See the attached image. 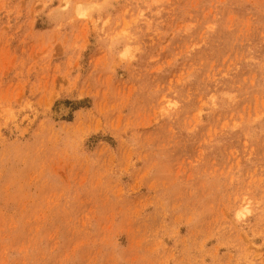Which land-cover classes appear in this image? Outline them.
<instances>
[{
  "label": "rangeland",
  "instance_id": "rangeland-1",
  "mask_svg": "<svg viewBox=\"0 0 264 264\" xmlns=\"http://www.w3.org/2000/svg\"><path fill=\"white\" fill-rule=\"evenodd\" d=\"M0 264H264V0H0Z\"/></svg>",
  "mask_w": 264,
  "mask_h": 264
}]
</instances>
